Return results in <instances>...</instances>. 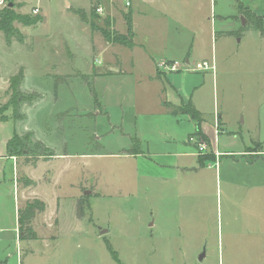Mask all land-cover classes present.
<instances>
[{
  "label": "rangeland",
  "instance_id": "1",
  "mask_svg": "<svg viewBox=\"0 0 264 264\" xmlns=\"http://www.w3.org/2000/svg\"><path fill=\"white\" fill-rule=\"evenodd\" d=\"M126 1L0 0V13L10 8L18 17L10 30L0 26V118L10 120L12 132L24 130L12 150L18 193L7 199L8 214L2 216L8 224L14 207L19 217L27 201L46 205L32 224L38 238L24 234L16 242L15 231L4 232L2 251L18 247L20 264H264V40L240 43L236 34L225 36L219 28L213 40L208 30L194 37L184 29L180 36V26L171 22L177 61L183 63L190 51L194 63L214 62V70L195 74L205 77L199 106L211 118L217 107L231 121L219 134V148L251 154L204 163L191 156L182 168L140 164L128 147L138 143L131 138L134 121L142 123L148 139L159 134L147 131L150 121L137 115L126 91L110 92L108 109L101 106L94 79L109 72L115 52L123 49L109 46L104 34L119 33L108 9L124 19L128 10L146 6ZM151 1L180 12L189 27L202 8L206 12L201 1L208 3ZM217 1V13L228 8V0ZM162 32L154 27L142 33L155 40ZM129 60L124 64L131 65ZM20 78L22 93L32 101L15 114L12 90ZM194 148L202 157L210 155ZM46 216L54 217L44 228Z\"/></svg>",
  "mask_w": 264,
  "mask_h": 264
},
{
  "label": "crops",
  "instance_id": "2",
  "mask_svg": "<svg viewBox=\"0 0 264 264\" xmlns=\"http://www.w3.org/2000/svg\"><path fill=\"white\" fill-rule=\"evenodd\" d=\"M128 1V4L126 3L127 1L125 2L126 5L132 6V0ZM178 1L181 2L183 0ZM206 1H208L207 5L201 1V4L204 5V7H207L205 14V8H202L199 20L193 25V27H189L184 24L185 20L181 13L171 8L169 5L164 4L165 7H157L151 0H136L137 3L143 2L146 6L140 7L138 5L136 9H130L127 11L131 12L133 18V31L135 33L134 45L132 47L121 45V48L123 49L115 52L118 55L116 58L117 60H115V54L109 52L108 57L109 59H111L112 56L114 57L115 65L110 61L109 64L111 66L109 72L100 73L94 78L96 79V84H100V90L102 93H99L98 99L101 106L108 109V106L111 104L110 92L111 94L119 93L122 95V93L126 91L130 93L129 96L132 100L131 104L136 108L137 115L142 116L141 119L143 120L148 118L146 121H150L151 126L147 131L153 134H159L157 139H148L145 134L143 135L144 132L141 131L142 126L140 125L142 123H136L134 121L135 125L133 126H136V134L134 137H130L137 138L138 143L137 147H133V144L128 145V147L131 148V154L136 157L140 164H142V160H144L145 162H151L153 166L157 168H182L180 167V164L186 162L187 158H191V156H193V158L197 157L198 160H200L199 162L204 163L205 159L199 158L194 145L189 142V138L187 137L195 132L198 123L189 113L173 111V109L177 110L179 106L186 104L188 101H191L194 107L202 113L200 130L201 133L209 138V151L214 153L213 156L209 157L214 158L215 156V159L218 160V158L221 159L222 155L233 156L234 154H238L248 156V154H251L247 151H240L238 153L221 151L219 148V134L224 130V124L229 126L231 125V121H229L228 116L221 113L217 107L213 113L212 119L208 116L205 108L199 106L198 93H200L199 91L202 88V83L204 82L205 77L195 74V71L193 70L166 71L162 70L159 66L161 60L166 62L177 61L176 57L179 56L178 49L175 47L177 39L171 36L169 32V24L171 22L178 27L180 26V36H183L182 30L184 29L187 32L188 30L193 32L194 37H197L199 33L208 30L211 35V40H213L214 37H216V34L218 33L217 29L219 28V31H222L225 36H228L230 32H240L241 35H237L240 43H243L246 38L248 40L251 37L264 40V32L256 29L253 21H250V18L253 19L254 15H257L258 17L260 16L264 27V0H234V2L228 0V2H226L228 8L223 6L221 13L216 12L217 0ZM245 9L248 10L246 14L248 17L244 14ZM107 13L110 14L113 20H115L114 17L117 18L115 24L116 30H118L119 33L124 34L127 30L126 18L121 19L119 17L121 16V12L114 9H108ZM205 17L208 22L207 25L205 24L206 21H204ZM241 19L243 22H241ZM124 23L126 26L124 30H122L119 26ZM154 27L165 32H162V37L153 40L148 34L142 33L145 32L146 29H154ZM110 44H112L111 42H109V46L113 47L112 45L114 44ZM100 48L103 49L102 42H100ZM101 54L102 57H105V50L104 53L102 51ZM123 54L126 61H128L129 56V63H132L131 65L124 64L127 62L122 59ZM214 58L215 55L213 54L212 59ZM194 61H196V59L192 58L190 51L186 52L185 57L182 58V64L190 67L194 64ZM142 64H144L145 67H141ZM246 64L249 65L250 63L247 61ZM137 115H135V117H137ZM138 119L140 120V118ZM122 121L125 122L124 119ZM242 121L244 122L245 118H243ZM9 123L11 124L10 120H2L0 118V236L4 232L15 231L17 242V236L18 239H21L22 233L19 231L20 223L16 208L14 207L12 222L10 221V223L6 224L5 217H3L8 214V209L6 208L7 199H10L12 195H15V192L18 193L14 180L16 169L13 168L14 162L16 163V158L8 151V140L15 132H17V128L15 127V130L12 132L7 126ZM218 125L223 129H220V126L217 127ZM113 127L114 130L117 125L115 124ZM113 130L111 128V130L108 132L106 131V133L109 134V132L111 133ZM23 131L24 130H21L17 133L21 134ZM99 135L101 136V134ZM124 135H131V133H129L128 130L127 135L125 133ZM187 138L189 143L187 142ZM103 146H105V144H103ZM203 153L208 154L206 152ZM26 171L30 173L28 169H26ZM53 217L46 216L44 221H42L44 224L42 226H44V228H47V226L50 227ZM36 238H38V236H36ZM6 242H8V240L5 239L4 243ZM3 247L5 250H8L9 248L8 246ZM2 250L3 249L0 246L1 263L12 264L16 257V263L14 264H20L18 247H16L15 251L12 249L9 251Z\"/></svg>",
  "mask_w": 264,
  "mask_h": 264
},
{
  "label": "trees",
  "instance_id": "3",
  "mask_svg": "<svg viewBox=\"0 0 264 264\" xmlns=\"http://www.w3.org/2000/svg\"><path fill=\"white\" fill-rule=\"evenodd\" d=\"M247 11L248 10H246V9L244 10L245 15L247 14ZM246 16L248 17V15H246ZM16 18H18V17L15 15V13L13 12L12 9H10V8L4 9L0 13V26H1V28L6 29V31L10 30L12 28L11 22L13 20H15ZM20 18H21V16H20ZM125 18H126V23H127V30L124 34L118 33V32H113L112 35L106 34V33H104V34L106 35L108 41H110V42L118 43V44H121L123 46L126 45L128 47H132L134 45L135 33L133 31V18H132L131 12H127L125 14ZM250 21H253L254 27L256 29L264 32V27L262 24V18L260 16L258 17L257 15H254L253 19L250 18ZM230 33H233V32H230ZM234 34L241 35L240 32H238V33L235 32ZM22 78H20L18 80L17 85L13 84L12 103L14 105L13 110H14L15 114L19 113V108L23 102H28L29 100L32 101V98H30V96L24 95L22 93V90L20 89V84L22 82L21 81ZM173 111L191 114V116L198 123V126H197V128L193 134L197 135L199 137H203L209 143V146H210L209 138L206 137L205 134L201 133V130H200V125H201L200 121H201V114L202 113L196 107H194V105L192 104L191 101L186 102V104H182L181 106H179L177 108V110L173 109ZM18 139H19L18 134H17V132H15L13 134V136L8 140V151L11 155H13V152H12L13 148L18 145V144H15L14 141L15 140L18 141ZM38 144H43V143H42V141H40V142H38ZM209 152H210L209 156L214 155V153L212 151H209ZM209 156H203L202 157L201 155H199V158L200 159L211 158ZM212 159H215V156ZM45 207H46L45 202L42 200H37L35 202L27 201L26 205L19 210V223H20L19 231L22 233L21 238L24 236V234H29L31 238H34L36 236V232H34V229L32 227L33 220L36 217L35 215H36V211L38 210V208H40L41 210H44ZM110 249H111V252L113 253V256H114V253H115L114 250L111 247H110ZM114 258H116V260H118L120 262L117 255H115ZM0 264H3V263L0 262Z\"/></svg>",
  "mask_w": 264,
  "mask_h": 264
},
{
  "label": "built area",
  "instance_id": "4",
  "mask_svg": "<svg viewBox=\"0 0 264 264\" xmlns=\"http://www.w3.org/2000/svg\"><path fill=\"white\" fill-rule=\"evenodd\" d=\"M129 3V2H128ZM159 66L162 70L166 71H179V70H193V71H200V70H214L215 65L208 61L207 59L200 60V62H195L192 66L184 65L178 61H160ZM219 127V125L217 126ZM189 142H191L199 152H208L210 150L209 143L203 138L197 135H190Z\"/></svg>",
  "mask_w": 264,
  "mask_h": 264
},
{
  "label": "water",
  "instance_id": "5",
  "mask_svg": "<svg viewBox=\"0 0 264 264\" xmlns=\"http://www.w3.org/2000/svg\"><path fill=\"white\" fill-rule=\"evenodd\" d=\"M244 22H245V21H244ZM105 232H106V230H102V231H101V233H105Z\"/></svg>",
  "mask_w": 264,
  "mask_h": 264
}]
</instances>
